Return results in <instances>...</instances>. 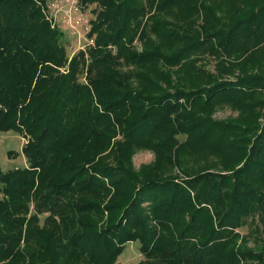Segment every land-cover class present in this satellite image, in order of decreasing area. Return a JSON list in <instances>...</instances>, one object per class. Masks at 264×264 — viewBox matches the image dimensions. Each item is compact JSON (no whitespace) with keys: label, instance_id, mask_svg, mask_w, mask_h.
<instances>
[{"label":"trees","instance_id":"obj_1","mask_svg":"<svg viewBox=\"0 0 264 264\" xmlns=\"http://www.w3.org/2000/svg\"><path fill=\"white\" fill-rule=\"evenodd\" d=\"M46 1L0 0V132L26 140L0 168V264H116L128 242L264 264L235 245L264 230V0H79L93 44L70 57Z\"/></svg>","mask_w":264,"mask_h":264},{"label":"rangeland","instance_id":"obj_2","mask_svg":"<svg viewBox=\"0 0 264 264\" xmlns=\"http://www.w3.org/2000/svg\"><path fill=\"white\" fill-rule=\"evenodd\" d=\"M76 2V6H81L80 15L83 19L75 23L73 16L67 17L64 14V9L66 6L70 5V2L66 0H47L46 3V15L52 19V22L58 27L63 33L64 38L61 42L62 46H65L66 53L70 57L73 54L77 53L80 49H87L91 45V39L87 37L88 28L90 21L95 17L94 8L95 5L92 4L88 7H82L79 0H73ZM138 49L141 47L139 41L136 43ZM209 64L206 66L208 69L213 68L212 61H207ZM133 85L137 84L136 79L134 78ZM214 115L217 118H226L227 116L236 115V111L231 109L228 105L219 107ZM179 141H183L184 136L178 137ZM25 138L19 135L18 133L9 130L8 132H0V168L3 171H7L12 168H23L26 165V159L24 154H22L21 147L25 143ZM108 153L105 152L104 154ZM131 166L133 170L139 175L143 174L145 170H148L153 167L155 164V155L153 151L149 149H140L136 150L131 156ZM172 174L177 173L176 169L170 168ZM180 174V173H179ZM44 215L41 216V220ZM255 224V223H254ZM260 224L258 221L257 224ZM261 225V224H260ZM258 225L256 227H250V229L240 228L238 231L241 232V236L236 239V248L240 245L242 250L250 249L257 250L258 246L264 245V230ZM138 242H128L125 245V250L116 258V264H163L158 260L154 259H145V257L140 253ZM240 264H257L256 261H241Z\"/></svg>","mask_w":264,"mask_h":264},{"label":"built area","instance_id":"obj_3","mask_svg":"<svg viewBox=\"0 0 264 264\" xmlns=\"http://www.w3.org/2000/svg\"><path fill=\"white\" fill-rule=\"evenodd\" d=\"M66 2H70L69 6H66V8L64 9V14L67 17L72 18L71 16H73V19L75 21V23L77 24L78 22L80 23V21L83 19V17L80 15L81 11L80 8L81 6L77 5L76 6V2H74L73 0H66ZM89 30V28H88ZM89 32V31H88ZM91 44H93V40H91Z\"/></svg>","mask_w":264,"mask_h":264}]
</instances>
